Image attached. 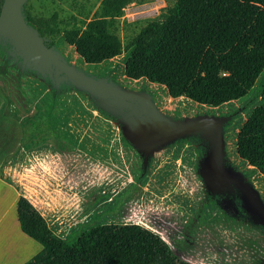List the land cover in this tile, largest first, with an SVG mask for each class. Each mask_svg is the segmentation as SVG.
<instances>
[{
	"label": "water",
	"instance_id": "1",
	"mask_svg": "<svg viewBox=\"0 0 264 264\" xmlns=\"http://www.w3.org/2000/svg\"><path fill=\"white\" fill-rule=\"evenodd\" d=\"M93 1L0 0V173L63 247L137 227L177 264H264V157L240 149L264 58L237 95L174 90L129 72L136 40L94 60L69 40Z\"/></svg>",
	"mask_w": 264,
	"mask_h": 264
},
{
	"label": "trees",
	"instance_id": "2",
	"mask_svg": "<svg viewBox=\"0 0 264 264\" xmlns=\"http://www.w3.org/2000/svg\"><path fill=\"white\" fill-rule=\"evenodd\" d=\"M133 1L100 0L86 23L81 42L71 32L69 40L76 42L91 60L115 52L120 45L118 19ZM148 26L150 33L140 50L144 73L160 75L173 84L174 90L186 88L202 98L217 100L237 95L254 79L257 62L264 58V0H168ZM102 46L112 49L101 52ZM90 47L95 51H88ZM245 82L248 85L240 88ZM249 123L240 140L241 152L246 156ZM257 143L264 157V121ZM16 212L21 231L43 247L25 263L31 264L54 244L52 231L44 216L23 195L18 198ZM57 249L64 250L62 244ZM81 264L151 263L136 254L104 247L86 251Z\"/></svg>",
	"mask_w": 264,
	"mask_h": 264
},
{
	"label": "rangeland",
	"instance_id": "3",
	"mask_svg": "<svg viewBox=\"0 0 264 264\" xmlns=\"http://www.w3.org/2000/svg\"><path fill=\"white\" fill-rule=\"evenodd\" d=\"M100 0H94L87 7H85L79 18L75 20L76 30L72 31L73 36L77 41L81 42L87 21L91 18L96 6ZM168 0H135L128 4L124 9V14L118 19V35L121 43H126L130 39L133 41L126 44L129 47L135 40L138 44V52L131 61L129 70L135 75L143 74L145 72L144 66L140 59V50L142 49L149 33L150 28L148 22L156 18L159 13L166 7ZM112 47L102 46L100 51L111 50ZM95 51L94 48H88V51ZM245 82L240 88L246 87ZM237 93L232 92V94ZM264 121V108L258 110L253 116L247 127V140L244 146V153L255 159H260L262 153L258 147L257 136L259 128ZM0 175H2L0 173ZM3 176V175H2ZM4 177V176H3ZM27 196L26 192L16 184ZM25 196V197H26ZM30 202L35 207L38 206L39 212L44 216L48 223L51 219L52 235L54 244L47 249L49 254H56V258L50 261V264H81L83 255L86 251L93 248H112L121 249L138 256L144 257L151 264H177L166 253L164 247L154 239L153 236L147 235L137 227H105L94 231L81 241L76 247L68 248L67 250L57 249L60 246L57 238V228L55 222L49 212L44 209L35 199L27 196ZM34 203H33V202ZM41 208V209H40ZM47 216L49 218H47ZM50 223V224H51ZM49 225V223H48Z\"/></svg>",
	"mask_w": 264,
	"mask_h": 264
},
{
	"label": "crops",
	"instance_id": "4",
	"mask_svg": "<svg viewBox=\"0 0 264 264\" xmlns=\"http://www.w3.org/2000/svg\"><path fill=\"white\" fill-rule=\"evenodd\" d=\"M21 195L26 196L16 184L0 175V264H25L43 251L41 244L20 229L16 206ZM51 222L50 219L48 223L52 230ZM55 258L56 254H49L45 250L31 264H50Z\"/></svg>",
	"mask_w": 264,
	"mask_h": 264
},
{
	"label": "flooded vegetation",
	"instance_id": "5",
	"mask_svg": "<svg viewBox=\"0 0 264 264\" xmlns=\"http://www.w3.org/2000/svg\"><path fill=\"white\" fill-rule=\"evenodd\" d=\"M70 34H72V33H70ZM70 34H69V35H70ZM240 140H241V139H240ZM62 247H63V246H62ZM63 249L65 250V249H67V248H66V247H63Z\"/></svg>",
	"mask_w": 264,
	"mask_h": 264
}]
</instances>
